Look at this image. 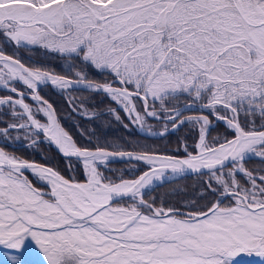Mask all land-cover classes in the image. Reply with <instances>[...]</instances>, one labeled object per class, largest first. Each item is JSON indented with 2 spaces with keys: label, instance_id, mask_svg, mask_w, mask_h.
<instances>
[{
  "label": "snow or ice",
  "instance_id": "1",
  "mask_svg": "<svg viewBox=\"0 0 264 264\" xmlns=\"http://www.w3.org/2000/svg\"><path fill=\"white\" fill-rule=\"evenodd\" d=\"M39 50L68 72L21 54ZM49 86L89 123L184 134L159 149L77 126L79 140ZM0 92V264H264V0H0ZM22 139L68 174L8 150ZM116 160L130 177L108 174ZM189 174L182 208L148 196Z\"/></svg>",
  "mask_w": 264,
  "mask_h": 264
},
{
  "label": "trees",
  "instance_id": "2",
  "mask_svg": "<svg viewBox=\"0 0 264 264\" xmlns=\"http://www.w3.org/2000/svg\"><path fill=\"white\" fill-rule=\"evenodd\" d=\"M25 58L30 57L32 61L40 62L45 64L47 67L59 74H65L68 72L67 63L63 60L56 59L49 54H45L43 50L35 52H22ZM90 77L93 79H103V77L90 73ZM0 94H4L0 92ZM41 94L50 100L57 108L58 115L61 117L62 122L66 127L76 135L77 139L83 140L84 137L79 135L77 126L82 128H93L95 125H99V130H102L107 135V139L110 141L115 140H128L130 142H139L140 144H148L155 146L159 149L174 148L176 144L177 135H183L184 131L176 135H170L167 139L161 138H147L140 135L136 128L130 126L131 131L125 130L122 126L116 123L110 116H104L101 120H97L93 123L82 120L80 117L76 116L75 113L71 111L68 104L65 102V96L61 95L56 89L52 87L43 88ZM77 100L87 98V103L90 106H96L99 109H104L109 101L103 96H93V94L87 91H74L72 93ZM160 128L156 125V130ZM226 129L222 124H218L216 129L213 131V135L218 133H224ZM16 133H12L15 136ZM10 147L9 151H15L17 155H21L27 159L35 160L40 163H47L51 166L57 167L62 171L66 172V161L62 159L48 144L42 143L36 148L28 147V142L23 139L20 142H15L9 140ZM3 146V142L0 143ZM258 161L253 159L248 161L247 167L254 168L258 167ZM109 167L113 170L109 172V175H119L121 172L125 177H130L132 175V165L128 163H111ZM138 174V173H136ZM31 178V177H30ZM34 179V178H33ZM198 186V178L196 176L185 177L177 181L170 183H164L163 185H158L155 190L148 193L150 197H157L165 199L169 204H174L177 207H183L184 201L187 200L194 190Z\"/></svg>",
  "mask_w": 264,
  "mask_h": 264
},
{
  "label": "water",
  "instance_id": "3",
  "mask_svg": "<svg viewBox=\"0 0 264 264\" xmlns=\"http://www.w3.org/2000/svg\"><path fill=\"white\" fill-rule=\"evenodd\" d=\"M137 131H138V129H137ZM138 133L140 134V135H142V136H144V137H146V135L144 134V133H140L139 131H138ZM147 138H158V137H147ZM50 146V145H49ZM61 158H62V156L56 151V149H55V147L54 146H50ZM63 159V158H62ZM112 163H128L126 160H116V161H113ZM192 176H195V175H192V174H189V175H186V176H184V177H182V178H185V177H192ZM182 178H178V179H175V180H172V181H169V182H165V183H170V182H173V181H177V180H180V179H182Z\"/></svg>",
  "mask_w": 264,
  "mask_h": 264
},
{
  "label": "rangeland",
  "instance_id": "4",
  "mask_svg": "<svg viewBox=\"0 0 264 264\" xmlns=\"http://www.w3.org/2000/svg\"><path fill=\"white\" fill-rule=\"evenodd\" d=\"M3 142V140H0V143H2ZM8 142H10V141H8ZM249 261H251L253 258H251V257H249V258H247Z\"/></svg>",
  "mask_w": 264,
  "mask_h": 264
}]
</instances>
